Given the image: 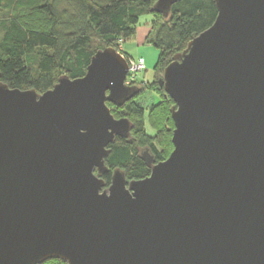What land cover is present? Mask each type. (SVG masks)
Returning a JSON list of instances; mask_svg holds the SVG:
<instances>
[{"label": "water", "instance_id": "water-1", "mask_svg": "<svg viewBox=\"0 0 264 264\" xmlns=\"http://www.w3.org/2000/svg\"><path fill=\"white\" fill-rule=\"evenodd\" d=\"M180 0H156L164 19ZM212 25L162 70L172 151L127 180L108 146L141 88L114 48L48 91L0 82V264H264V0H213Z\"/></svg>", "mask_w": 264, "mask_h": 264}, {"label": "trees", "instance_id": "trees-1", "mask_svg": "<svg viewBox=\"0 0 264 264\" xmlns=\"http://www.w3.org/2000/svg\"><path fill=\"white\" fill-rule=\"evenodd\" d=\"M155 2L0 0V82L10 88L34 89L42 94L62 76L80 78L96 51L111 47L120 53L122 43L134 36L139 18L145 15L153 16L146 41L157 51L154 70L162 72L193 37L212 25L216 9L213 0H180L172 5L169 16L164 19L152 11ZM32 16L42 20L40 25H30L24 20ZM158 90L163 100L149 107V114L155 115L149 122L155 129L154 141L160 142L169 133L171 139L173 124L169 109L173 104L163 97L162 89L158 87ZM122 108L132 129L130 138L116 139L108 146L110 152L105 162L109 173L103 177L106 184L114 168L123 169L127 180L149 175V169L138 156V147L133 146L136 138L146 136L144 109L132 102ZM164 121L172 124L171 130L165 128ZM148 148L156 162L168 157H162L152 143ZM55 262L60 261L48 260L41 264Z\"/></svg>", "mask_w": 264, "mask_h": 264}, {"label": "rangeland", "instance_id": "rangeland-1", "mask_svg": "<svg viewBox=\"0 0 264 264\" xmlns=\"http://www.w3.org/2000/svg\"><path fill=\"white\" fill-rule=\"evenodd\" d=\"M24 20L27 21L30 25H40V23L42 22V20L38 16L26 17L24 18ZM152 21V15H145L140 17L137 25L135 26L134 36L122 43L120 51L124 54L125 57L131 59L142 57L145 61L144 71L143 73L138 75L135 81V84L140 83L141 91L132 99L131 102L144 109V115L142 119L146 124L144 126L146 130V136L142 138H136L133 146H137L138 149L141 150L142 148L148 147V144L152 143L157 152L162 157L166 158L172 151L170 133L166 134L160 142L154 141L153 137L155 134V129L152 127L151 122H149V120L155 119V115L149 114V107L152 105H157L161 102V100H163L162 93L158 90V87L156 85V81L159 77H161L162 72L154 70L157 51L146 41ZM108 107L111 110V113L116 115L115 117H118V119L126 118L127 112L124 108L120 107L121 109H116L113 106ZM163 123L166 129H172V124H170L168 121H164ZM54 264L63 263L55 262Z\"/></svg>", "mask_w": 264, "mask_h": 264}, {"label": "built area", "instance_id": "built-area-1", "mask_svg": "<svg viewBox=\"0 0 264 264\" xmlns=\"http://www.w3.org/2000/svg\"><path fill=\"white\" fill-rule=\"evenodd\" d=\"M125 59L127 61L128 70L124 80V85L131 87L135 85L138 75L144 71L145 61L142 57H138L137 59L125 57Z\"/></svg>", "mask_w": 264, "mask_h": 264}, {"label": "flooded vegetation", "instance_id": "flooded-vegetation-1", "mask_svg": "<svg viewBox=\"0 0 264 264\" xmlns=\"http://www.w3.org/2000/svg\"><path fill=\"white\" fill-rule=\"evenodd\" d=\"M133 86H138L139 88L141 87L140 83L135 84V85H133ZM131 101H132V100H131ZM131 101H129V102H131ZM142 149H143V148H142Z\"/></svg>", "mask_w": 264, "mask_h": 264}, {"label": "crops", "instance_id": "crops-1", "mask_svg": "<svg viewBox=\"0 0 264 264\" xmlns=\"http://www.w3.org/2000/svg\"><path fill=\"white\" fill-rule=\"evenodd\" d=\"M122 53V52H121ZM122 55L124 56V54L122 53Z\"/></svg>", "mask_w": 264, "mask_h": 264}]
</instances>
